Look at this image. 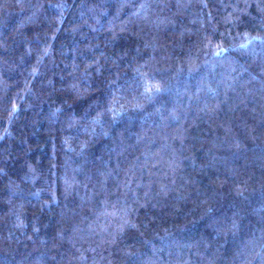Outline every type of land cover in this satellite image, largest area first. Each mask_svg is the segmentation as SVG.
I'll return each mask as SVG.
<instances>
[{"label":"trees","instance_id":"trees-1","mask_svg":"<svg viewBox=\"0 0 264 264\" xmlns=\"http://www.w3.org/2000/svg\"><path fill=\"white\" fill-rule=\"evenodd\" d=\"M0 264H264V0H0Z\"/></svg>","mask_w":264,"mask_h":264}]
</instances>
